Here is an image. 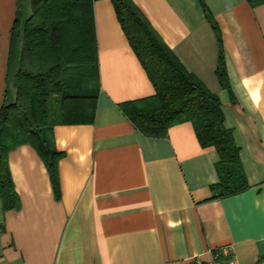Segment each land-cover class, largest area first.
<instances>
[{"label":"crops","instance_id":"obj_1","mask_svg":"<svg viewBox=\"0 0 264 264\" xmlns=\"http://www.w3.org/2000/svg\"><path fill=\"white\" fill-rule=\"evenodd\" d=\"M24 1V4H23ZM186 69L223 104L250 186L219 196L220 154L187 121L144 135L122 104L156 94L111 0H95L100 90L95 120L57 124L59 192L30 144L10 152L21 208L0 202V264H197L229 247L235 264H264V3L133 0ZM30 0H0V110L15 103ZM21 27L25 19L21 18ZM224 50L228 84L218 69ZM13 56V64L12 61Z\"/></svg>","mask_w":264,"mask_h":264},{"label":"trees","instance_id":"obj_2","mask_svg":"<svg viewBox=\"0 0 264 264\" xmlns=\"http://www.w3.org/2000/svg\"><path fill=\"white\" fill-rule=\"evenodd\" d=\"M32 13L21 27L22 12L13 31V43L23 35L17 100L0 110V202L4 210L21 208L10 170L9 154L30 144L45 160L59 192V160L53 148L57 124H85L95 120L100 90L95 0H30ZM118 19L156 88V94L122 104L127 117L144 135L166 137L174 125L190 121L204 147L220 154L219 196L246 190L240 150L224 124L223 104L182 64L133 0H111ZM252 5L264 0H250ZM10 64H13V56ZM218 75L228 84L224 50Z\"/></svg>","mask_w":264,"mask_h":264},{"label":"built area","instance_id":"obj_3","mask_svg":"<svg viewBox=\"0 0 264 264\" xmlns=\"http://www.w3.org/2000/svg\"><path fill=\"white\" fill-rule=\"evenodd\" d=\"M210 253L212 255L211 260L207 263L203 262L202 260L198 259L197 264H225L224 256L229 255V247L225 246L221 249H210ZM236 260L230 259L227 264H235Z\"/></svg>","mask_w":264,"mask_h":264},{"label":"rangeland","instance_id":"obj_4","mask_svg":"<svg viewBox=\"0 0 264 264\" xmlns=\"http://www.w3.org/2000/svg\"><path fill=\"white\" fill-rule=\"evenodd\" d=\"M23 4H24V1H23ZM23 11H24V9L22 8V17L25 19V20H27V18L29 17L28 15H26V13L24 12L23 13ZM31 13H32V10H31ZM31 13H30V15H31Z\"/></svg>","mask_w":264,"mask_h":264}]
</instances>
